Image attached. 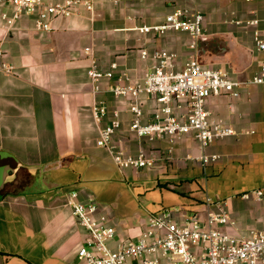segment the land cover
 Instances as JSON below:
<instances>
[{
	"label": "crops",
	"instance_id": "0c3cea01",
	"mask_svg": "<svg viewBox=\"0 0 264 264\" xmlns=\"http://www.w3.org/2000/svg\"><path fill=\"white\" fill-rule=\"evenodd\" d=\"M92 1V12L81 7L76 15L57 19L49 32L36 31L29 16L8 28L0 15L4 59L14 69L11 75L0 72V180L6 181L0 191V264H87L78 251L88 233L68 206L73 192L107 216L116 230L115 248L140 238L149 217L165 209L175 210V219L182 221L193 213L205 218L222 205L234 225L221 230L240 235L263 228L264 204L242 194L264 185V85L244 87L238 98L208 100L212 119L224 121L236 134L206 149L193 135L139 138L131 130V101L116 98L110 89L143 81L154 65V51L162 49L177 56L178 70L197 56L204 66L235 80L251 79L264 54L246 22L264 17V1ZM176 7L204 16L195 49L187 33L138 30L163 22ZM112 64H117L113 78L102 79L96 93L88 71L96 66L107 72ZM96 103L109 110L101 123L93 118ZM139 103L149 121L156 100L142 95ZM182 106L178 111L186 112ZM114 113L121 121L114 143L133 155L143 151L151 160L148 168L121 169L97 145ZM205 156L217 159L205 162Z\"/></svg>",
	"mask_w": 264,
	"mask_h": 264
},
{
	"label": "built area",
	"instance_id": "2783aa9c",
	"mask_svg": "<svg viewBox=\"0 0 264 264\" xmlns=\"http://www.w3.org/2000/svg\"><path fill=\"white\" fill-rule=\"evenodd\" d=\"M81 7L92 12L93 1L0 0V15L8 28L22 17L29 16L34 18L36 31L49 32L57 19L72 17ZM203 22L201 12L176 7L163 22L138 30L143 34L154 35H164L169 31L184 32L194 38L191 48L195 49L197 39L203 36ZM246 24L255 29L253 37L256 49L264 54V17L251 19ZM4 57L0 43V72L11 75L14 69ZM142 57H148L146 50L142 51ZM152 57L154 65L143 81L116 84L110 89L116 98L131 101V130L139 138L149 141L193 135L201 148L206 149L217 141L234 136L236 132L230 125L212 119L207 108L208 100L221 95L238 98L244 87L264 85V60L258 74L249 80L239 81L222 70L204 66L197 56L191 58L181 70L176 67L177 56L174 53L156 50ZM116 68L117 64H112L111 70L107 72L96 66L88 71L96 93L101 91L102 79L113 78ZM142 95L153 97L158 105L151 119L146 122L143 107L139 103ZM183 104L188 110L179 112ZM92 112L97 123L104 121L109 114L105 103L94 104ZM120 127L119 115L114 113L101 129L97 145L107 149L121 169L148 168L151 160L143 151L133 155L114 143V135ZM216 159V156L204 157L205 162ZM242 198L264 204V185L244 192ZM68 206L88 233L85 245L78 251V257L87 264H127L130 259L139 260L140 264H162L163 260L173 264H264V227L240 235L221 230V227L234 225L222 205L209 211L205 218L193 213L182 221L175 219V210L165 209L149 217L147 229L140 238L123 241L116 248L112 246L116 230L108 224L107 216L99 213L96 203L81 202L78 194L73 192Z\"/></svg>",
	"mask_w": 264,
	"mask_h": 264
},
{
	"label": "water",
	"instance_id": "95a60500",
	"mask_svg": "<svg viewBox=\"0 0 264 264\" xmlns=\"http://www.w3.org/2000/svg\"><path fill=\"white\" fill-rule=\"evenodd\" d=\"M21 167H22V166L19 165V166H18V169L21 168ZM16 171H17V170H15V171H11L12 175H14V173H16ZM12 177H13V176H12ZM5 183H6L5 180H3V179L0 180V191L3 189Z\"/></svg>",
	"mask_w": 264,
	"mask_h": 264
}]
</instances>
